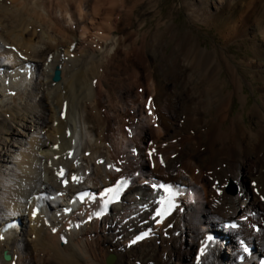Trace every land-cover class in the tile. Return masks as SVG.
I'll return each instance as SVG.
<instances>
[{
    "label": "bare ground",
    "instance_id": "bare-ground-1",
    "mask_svg": "<svg viewBox=\"0 0 264 264\" xmlns=\"http://www.w3.org/2000/svg\"><path fill=\"white\" fill-rule=\"evenodd\" d=\"M177 1L0 0V264L253 262L264 245V0ZM121 175L128 188L102 208L101 188ZM159 178L180 193L154 225ZM84 187L93 199L67 203ZM243 215L238 230L210 227Z\"/></svg>",
    "mask_w": 264,
    "mask_h": 264
},
{
    "label": "rangeland",
    "instance_id": "rangeland-1",
    "mask_svg": "<svg viewBox=\"0 0 264 264\" xmlns=\"http://www.w3.org/2000/svg\"><path fill=\"white\" fill-rule=\"evenodd\" d=\"M159 1H161V0H159ZM178 5H179V2H178L177 0H169V6H171L172 8H176ZM137 8H138V10H139V9H140V6L137 7ZM183 14H184V13H183ZM180 16H181L182 18H184V19L186 18V17H184L185 15L182 16V13L180 14ZM157 17H158V16H157ZM186 21H187V18H186ZM173 23H175V21H174ZM187 23L190 24V25L192 26V28H193L196 32H198V34H199L198 37H200V39H204L205 42H207V41H212V42H214V40H213V37H214V36H213V34H212L211 31L206 30V29H204V28H197V27H194V26L192 25V23H190L189 21H187ZM176 28L179 29V31H183V30H185L184 28L181 27V25H179V23H178V24L176 23ZM233 47L237 49L238 46H237V45H233ZM233 52H238V53H240L239 50H233ZM223 76H225V74H224ZM223 76H222V77H223ZM226 77H227V75H226ZM227 79H228V77H227ZM244 88H245L244 91L248 94V97H249L250 102H252V101L254 100V97H253V95L250 93V91H249V87L245 84ZM235 104H236L235 106H238V105H239L237 102H236ZM234 184L236 185L235 189H236V192H237V190H238V188H239V184H238L237 182H234ZM227 186H228V183L225 185V189L227 188ZM226 191H227V190H226ZM227 192L233 194V192H231V191H227ZM236 192H235V193H236ZM218 222H220V219H219ZM218 222H217V223H218ZM226 250H227V249H226Z\"/></svg>",
    "mask_w": 264,
    "mask_h": 264
},
{
    "label": "water",
    "instance_id": "water-1",
    "mask_svg": "<svg viewBox=\"0 0 264 264\" xmlns=\"http://www.w3.org/2000/svg\"><path fill=\"white\" fill-rule=\"evenodd\" d=\"M54 71H55V72H54V75H53V79H54L55 81H57V80L60 79V72H59L58 69H56V70H54ZM231 187H233V184H231L229 188H231ZM3 257H4V259H9V255H7L5 251H4V255H3ZM109 261H110V260H108V262H109Z\"/></svg>",
    "mask_w": 264,
    "mask_h": 264
}]
</instances>
